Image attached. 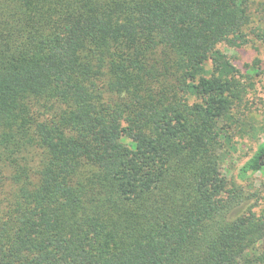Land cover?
Returning a JSON list of instances; mask_svg holds the SVG:
<instances>
[{
	"label": "trees",
	"instance_id": "trees-1",
	"mask_svg": "<svg viewBox=\"0 0 264 264\" xmlns=\"http://www.w3.org/2000/svg\"><path fill=\"white\" fill-rule=\"evenodd\" d=\"M251 24L250 0H0V264H264L222 172L259 61L218 45L264 44Z\"/></svg>",
	"mask_w": 264,
	"mask_h": 264
},
{
	"label": "rangeland",
	"instance_id": "rangeland-1",
	"mask_svg": "<svg viewBox=\"0 0 264 264\" xmlns=\"http://www.w3.org/2000/svg\"><path fill=\"white\" fill-rule=\"evenodd\" d=\"M257 2L258 0H250L251 28L264 26V8L257 5ZM250 31L248 29V43L245 45H218V49L227 55L243 75H248L246 65H252L255 60L259 61L256 67L258 74H249L255 84L254 89L233 110L234 121L229 133L232 148L225 150L226 153L223 154L222 172L228 181L241 186L245 193L255 194L256 197L250 203L258 201L254 211L259 214L264 207V177L259 172L248 173L246 179L238 177L239 168L264 141V44L258 42ZM121 140L128 143L123 137Z\"/></svg>",
	"mask_w": 264,
	"mask_h": 264
}]
</instances>
